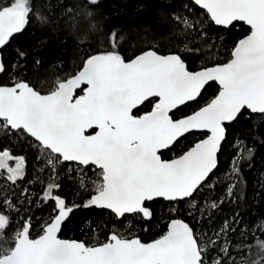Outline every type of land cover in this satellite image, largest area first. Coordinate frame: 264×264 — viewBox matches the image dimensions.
I'll use <instances>...</instances> for the list:
<instances>
[{
  "label": "snow or ice",
  "instance_id": "6c2138e0",
  "mask_svg": "<svg viewBox=\"0 0 264 264\" xmlns=\"http://www.w3.org/2000/svg\"><path fill=\"white\" fill-rule=\"evenodd\" d=\"M100 4L0 0V264H264V221L236 210L264 147V0H145L152 22L128 34ZM32 26L71 41L47 84L48 39L18 42ZM81 209L85 238H64Z\"/></svg>",
  "mask_w": 264,
  "mask_h": 264
},
{
  "label": "trees",
  "instance_id": "16d2710c",
  "mask_svg": "<svg viewBox=\"0 0 264 264\" xmlns=\"http://www.w3.org/2000/svg\"><path fill=\"white\" fill-rule=\"evenodd\" d=\"M145 0H101L100 4V12L108 17L105 21L108 27H117L124 31L125 34L130 32L139 31L142 26H146L147 24L152 22V13L155 10L156 5L153 4L151 8L141 7L144 4ZM248 32V27L243 24H239L236 28L232 29L231 33H223L229 39V43H231L232 39H239L246 35ZM41 39H48V44L42 49L38 51V54L42 56L44 64L46 68L44 69L45 73H47L46 77H41L44 80V83L47 84L50 80L54 79L55 76L52 74L51 65H53L58 59L63 61H68L73 53H72V45L71 41L68 42V47L65 48L59 42V39L53 37L48 38L47 33H43L38 30L35 26L29 28L22 36L18 37V42L33 46L37 44ZM6 58H11V49H6ZM127 55H133L131 49H128ZM67 66V65H65ZM35 79V77H33ZM216 91V85L208 88L206 92L203 94V98L200 100V104L205 103L208 99H210ZM199 105L190 104L186 108L183 109L182 112L178 113V115L189 114ZM150 109L149 105H145L142 107L141 111H147ZM196 137L188 136L187 139L183 140L180 148L185 149V146H190ZM186 150V149H185ZM178 154L173 152H165L164 158H170L172 155ZM231 152L226 149L224 154L221 157V170L227 167L228 161L230 159ZM255 167L252 171L245 170V177L247 179V186L245 188L244 199L240 201L242 207L237 208L236 210L240 211L245 221L254 222L258 219L264 221V189H261L257 184L254 183V177L257 173L264 171V147H257V155L255 158ZM64 193L69 197L72 196L73 189L69 185H65ZM217 194H219V189L217 190ZM232 207L230 205H226L223 209V215L217 213L215 225H219L221 221L231 214ZM95 213L81 209L78 210L75 214V220L65 228L63 237L65 238H77L84 239L85 237L75 229V223H77L84 216H93ZM201 224H204V221H201ZM163 228V224H155L150 227L149 231L141 232V238L144 241H150L155 238ZM38 231V228L36 229ZM90 239V237H89ZM100 239L103 240L104 237L100 236Z\"/></svg>",
  "mask_w": 264,
  "mask_h": 264
},
{
  "label": "water",
  "instance_id": "95a60500",
  "mask_svg": "<svg viewBox=\"0 0 264 264\" xmlns=\"http://www.w3.org/2000/svg\"><path fill=\"white\" fill-rule=\"evenodd\" d=\"M190 114V113H189ZM165 159H167V158H165ZM65 238V237H64ZM145 242H148V241H145Z\"/></svg>",
  "mask_w": 264,
  "mask_h": 264
}]
</instances>
